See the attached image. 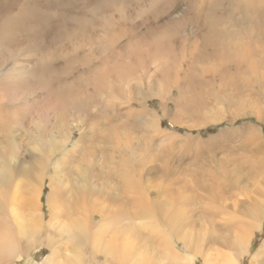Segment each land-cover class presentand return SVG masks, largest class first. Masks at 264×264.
<instances>
[{
    "label": "rangeland",
    "instance_id": "374dc122",
    "mask_svg": "<svg viewBox=\"0 0 264 264\" xmlns=\"http://www.w3.org/2000/svg\"><path fill=\"white\" fill-rule=\"evenodd\" d=\"M51 1L49 19L31 24L35 29L24 28L30 22L23 19L18 33H0V80L8 77L0 84V121L7 123L0 126V164L4 157L11 171L4 194L14 196L0 210L16 207L28 239L41 227L40 244L22 264H44L48 234L60 257L71 250L72 233L61 232L71 212L96 216L93 226L103 212L108 230L124 231L116 241L136 245L144 259L156 257L153 264H177L129 235L147 222L138 211L150 210L148 200L184 226L183 239L198 253L193 264L207 257L221 264L234 255V238L241 264H264V219L250 235L260 220L252 209L261 187L264 201V69L246 71L264 59V0L249 8L241 0ZM27 2L0 0V23L17 19L21 26L32 10ZM127 162L144 200L135 208L116 188ZM153 224L141 236H158ZM242 228L247 241L237 234ZM94 244L81 243L84 262ZM99 254L97 263L107 262Z\"/></svg>",
    "mask_w": 264,
    "mask_h": 264
},
{
    "label": "bare ground",
    "instance_id": "6f19581e",
    "mask_svg": "<svg viewBox=\"0 0 264 264\" xmlns=\"http://www.w3.org/2000/svg\"><path fill=\"white\" fill-rule=\"evenodd\" d=\"M28 1V0H27ZM31 3H29L32 7V10L28 13V15L26 16L25 14H23V18L20 19L21 21V26L19 24V22L16 20L12 21L11 19H4L6 20V22L4 23H0V33L2 31H7L9 32L8 34H6L4 37H6L7 35H12L13 33L19 31V29L21 27H23L22 24V20H26L30 22V26H24V28L26 29H35V27H37L36 25L31 26V24H35L36 22L39 21H45V19L47 18L46 15L52 13V10L55 8V2L51 1V0H30ZM64 1V0H63ZM243 3H245V7L249 8L250 5H248L247 3H255L252 0H241ZM34 2V3H33ZM38 2V3H37ZM58 3V2H57ZM70 3V2H69ZM72 4V3H71ZM240 4V2H239ZM25 5V4H24ZM23 6V5H22ZM54 6V7H53ZM1 7V6H0ZM29 7V6H28ZM201 7V6H199ZM24 8V7H23ZM21 8V9H23ZM41 8H44L46 11L42 12ZM25 10H26V5H25ZM64 10V9H61ZM202 10V9H201ZM2 11V10H1ZM4 11V10H3ZM203 11V10H202ZM24 12V10H23ZM22 13V12H20ZM4 14V12L2 13ZM13 14V13H12ZM203 14V12H202ZM52 15V14H51ZM2 15L0 14V22L2 21L1 19H3L1 17ZM50 15H48L49 17ZM12 17V16H11ZM204 17V16H203ZM194 18V17H193ZM49 19V18H47ZM46 22V21H45ZM43 23V22H42ZM40 24V23H39ZM42 25V24H40ZM39 25V26H40ZM16 26V27H15ZM47 28V27H46ZM45 28V29H46ZM44 30V29H43ZM33 31V30H32ZM31 31V32H32ZM39 31L40 30H37ZM45 31V30H44ZM25 32V31H24ZM18 33V32H17ZM46 33V32H45ZM49 33V32H48ZM40 34V33H39ZM16 36V35H15ZM10 37V36H8ZM21 37V36H20ZM16 39V38H15ZM2 45V44H1ZM244 61L248 62L249 61V56L245 55L244 56ZM106 63V62H105ZM116 67V66H115ZM249 67L253 68V70L257 69H264V59L262 61L261 64L258 63H254L251 62L246 71L249 70ZM114 70V69H113ZM245 71V72H246ZM22 74V73H21ZM22 76V75H21ZM39 76V75H38ZM41 76V74H40ZM259 76H260V72H259ZM264 76V75H263ZM38 78V77H37ZM127 78V77H126ZM20 80V79H19ZM262 81V80H261ZM8 82V77H4L1 78L0 80V84L4 85V83ZM15 82V81H14ZM258 82V81H257ZM13 83V82H12ZM20 83V81H19ZM18 83V84H19ZM16 84V82H15ZM37 84V83H36ZM47 84V83H46ZM0 85V86H1ZM45 90V89H44ZM20 93V92H19ZM26 100V99H25ZM27 105V104H26ZM111 106V105H110ZM29 111V110H28ZM27 111V112H28ZM32 115V114H31ZM4 121H0V126H2V128L6 125L3 124ZM34 123V122H33ZM38 125V124H37ZM40 126V125H39ZM128 126V125H127ZM159 127V126H158ZM51 128V127H50ZM53 128V127H52ZM23 129V128H22ZM88 130V129H87ZM114 130V129H113ZM120 130V129H119ZM33 135V134H32ZM34 137V136H33ZM9 139V138H8ZM37 140V138H36ZM10 141V140H9ZM38 141V140H37ZM39 142V141H38ZM42 142V141H41ZM50 143V142H49ZM48 143V144H49ZM74 143V142H73ZM36 145V143H35ZM50 147L55 146L54 142L50 143ZM2 146V145H1ZM42 146V145H41ZM80 146V144H79ZM33 147V146H32ZM40 147V146H39ZM3 148V147H2ZM92 148V147H91ZM144 148V147H143ZM48 149V148H47ZM13 150V148H12ZM16 150V149H14ZM43 150V149H42ZM93 150V149H92ZM46 151V150H45ZM58 151V150H57ZM61 151V150H60ZM130 151V150H129ZM139 151V150H138ZM41 152V151H40ZM53 152V151H52ZM49 153V152H48ZM84 153V152H83ZM82 153V154H83ZM87 154H91L88 153ZM135 154V153H134ZM47 155V154H46ZM4 156V155H3ZM42 156V155H41ZM48 156V155H47ZM92 156V155H91ZM45 157V156H44ZM82 157V156H81ZM86 157V156H85ZM2 158V157H1ZM93 158V157H92ZM39 160V159H38ZM97 160V159H96ZM263 160V159H262ZM28 161V160H27ZM264 161V160H263ZM7 160L3 157V160L1 161V163L3 165H1V169H0V177L2 178V181L0 182L1 186H0V205L2 206H6L7 205V201H11V199H13V195L11 196L10 194L6 196V194H4L5 190L8 188L6 187V185H4L5 179L7 178V171L9 169V166L6 167V163ZM89 162V161H87ZM61 163V162H60ZM90 163V162H89ZM256 163V161H255ZM31 164V163H30ZM40 164V163H39ZM44 164V163H42ZM77 164V163H76ZM82 164V163H81ZM86 164V163H85ZM88 164V163H87ZM8 165V164H7ZM34 165V163H33ZM78 165V164H77ZM101 165V164H100ZM72 167V166H71ZM89 167V164H88ZM30 168V167H29ZM77 169V168H76ZM78 170V169H77ZM10 171V170H9ZM8 171V172H9ZM79 172V171H78ZM11 174V171L9 172ZM73 173V172H72ZM83 173V172H82ZM134 173H136L135 169L133 170V167L131 166V164L129 162L126 163V165L124 166V170H123V175H124V179H123V185H119L118 187H116L119 191L121 190L124 194L122 197L124 200H126V202L128 203V206H133L134 208L136 206L142 205L144 203L143 198L140 196V191L138 190L135 182L133 180L130 179V176L133 175ZM9 174V175H10ZM80 174V173H79ZM43 176V175H42ZM83 178V182L84 179L86 178L87 175L82 174L81 175ZM110 176V175H109ZM80 177V175H79ZM80 178V179H81ZM10 181V179H9ZM8 181V182H9ZM80 181V180H79ZM7 182V181H6ZM10 183V182H9ZM8 184V183H7ZM106 184L108 185L109 182L106 181ZM9 185V184H8ZM100 185V184H99ZM264 186V182L261 184V186ZM109 186V185H108ZM16 188V187H15ZM117 190V191H118ZM263 187H261V192H260V198L258 202H254V207L252 210L256 211L258 213V217H259V221L258 224L256 226V230L253 233H250V235H252L254 237L255 233L259 232V223L262 219H264V201L262 200V196H263ZM6 193V192H5ZM9 193H11L9 191ZM16 193V192H15ZM8 194V193H7ZM15 195V194H14ZM118 197V196H117ZM126 197V198H125ZM180 198V196H179ZM51 199V197H50ZM114 199V198H113ZM176 200V199H175ZM13 201V200H12ZM180 201V200H179ZM11 203V202H10ZM131 203V204H130ZM180 203V202H179ZM51 204V203H50ZM77 205V204H76ZM167 205V204H166ZM173 206L174 204L171 202H169V206ZM1 206V207H2ZM9 206V205H8ZM83 206V205H82ZM132 207V208H133ZM158 207V206H157ZM167 207V206H166ZM67 208V207H66ZM104 208V207H103ZM150 208V210H139L138 211V215L141 216L140 218H146L145 220H147V222L138 228L132 227L130 230V237H133L135 242L140 241L142 239L145 238V240H147V242L149 243L147 250L150 251L151 247L153 248V251H156V256H160L161 258H166L167 260L170 258L171 260H173L175 263L177 264H184V260H186L185 264H193L195 260H198L197 258V251L193 248V244L188 240V239H183L185 238L183 236V225L182 224H178L175 223L174 220V216L172 214H166L163 215L160 210H161V205H159V209L156 210L157 208L153 205L152 202H150L148 200V209ZM10 209V208H9ZM14 210V213L11 210ZM73 209V208H72ZM85 209V208H84ZM126 209V206H120L117 210H120V213L123 215L124 211ZM169 209V208H168ZM11 210H7V207L4 208L3 210H0V264H22L23 262H29L28 261V256H29V251L32 249H36V247H38V244H40L38 241L41 239H39V232L41 231V227L39 228V224L37 225V227L35 228L34 232H30L31 234V239L27 238L29 229H28V225L26 223L23 222V220H21L22 215L19 214V212L16 211V207L12 206ZM133 210V209H132ZM11 211V212H10ZM68 211V210H67ZM84 211V210H83ZM35 213V212H34ZM64 213V212H63ZM102 213V215H101ZM100 213V218H101V222L98 224V226H93V223H91L90 219L94 220L96 216L90 218L89 215L88 217L90 218H86V219H80V218H74L72 216L73 213L71 212L70 214H68V217L70 220V226L66 225L67 227L65 228H61V232L63 234L68 233H72V247L71 250L66 251V253L68 255L64 254L62 255L63 257H60L59 252L57 247L54 245L53 243V238H52V231H50L51 235H47V241H49V247L51 248V255L49 257H47V259L45 260L44 264H98V254L103 253L105 254V258L107 259L108 264H133V262L130 259H127V256L130 254L132 255L135 259L139 260L138 264H153L156 260V257H151L148 254V259H144L140 252L138 251V248L136 245H133L131 243L128 242H123L121 243L119 240L116 241L117 239H119L121 237V235L123 234L124 231H120V232H115V230L111 229L108 230L107 228L109 227L107 225V220L108 217L106 215H104L103 212ZM67 214V213H66ZM95 214V213H94ZM118 214V213H117ZM92 215V214H91ZM116 215V212L114 213V217ZM162 216V219H164V221H162L165 224H168L172 231L171 234L174 237V239L169 238V236L167 234H163L162 231L163 229H159L158 225L155 224H160V220L158 219V216ZM65 216V215H64ZM76 216V215H75ZM121 216L120 214L117 215V217ZM83 217V216H82ZM112 217V216H110ZM109 217V218H110ZM164 217V218H163ZM161 219V217H160ZM151 220V221H150ZM140 221V220H139ZM142 221V220H141ZM144 222V221H143ZM157 222V223H156ZM154 223V224H153ZM153 224V231H156L158 233L157 235L154 234H146L145 237L141 236V232L143 231L144 228L148 229L147 231L150 232V228L151 225ZM162 226V225H161ZM52 227L54 228V226L52 225ZM51 227V228H52ZM162 228V227H161ZM40 229V230H39ZM183 230V231H182ZM78 231V232H77ZM164 232V231H163ZM114 233V234H112ZM239 235H241L243 237V239L245 241L248 240V233L245 232V230L242 228L240 230H238ZM46 236V235H45ZM53 236L56 238V234H53ZM109 236V237H108ZM148 236V237H147ZM26 237V238H25ZM27 240V251L24 252L23 248L21 246V242L23 239ZM39 239V240H38ZM89 239H93L95 241L94 246L90 249V253H87L84 256V260L86 262L83 261V254L81 253V243L83 241L89 240ZM178 242L183 243L184 245V252L187 254L188 258H185V256H182V253L179 249L178 246ZM53 243V245H51ZM69 243V242H68ZM156 244H158V246H155ZM226 244V243H225ZM232 245H234L232 248H230L229 246H226V248H230L233 252L234 255H229L228 253L226 254V256L224 257V260L221 264H241L242 262V254H239L236 252V247H239L238 245V239L234 238L232 241ZM231 245V246H232ZM71 246V245H70ZM155 246V247H153ZM69 248V247H68ZM262 248H264V245L262 246ZM194 249V251H193ZM227 250V249H226ZM247 250V248H245L243 250V252H245ZM228 252V250H227ZM99 254V255H100ZM258 255V253H257ZM235 256V257H234ZM26 259V260H25ZM102 259V258H100ZM237 259L239 260V262H237ZM161 260V259H160ZM205 263L206 264H213L214 262L209 259L208 257L205 258ZM100 262V261H99ZM105 261L104 264L107 263ZM170 263V262H169ZM159 264V263H158ZM217 264V263H216ZM255 264V263H252Z\"/></svg>",
    "mask_w": 264,
    "mask_h": 264
}]
</instances>
